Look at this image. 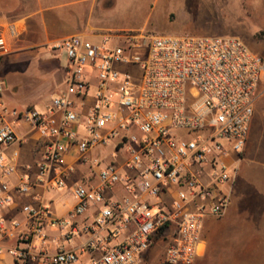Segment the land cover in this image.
Listing matches in <instances>:
<instances>
[{
  "label": "built area",
  "instance_id": "obj_1",
  "mask_svg": "<svg viewBox=\"0 0 264 264\" xmlns=\"http://www.w3.org/2000/svg\"><path fill=\"white\" fill-rule=\"evenodd\" d=\"M19 34L16 23L0 22V59L11 53L9 38ZM54 49L68 58L67 89L53 97L48 112L7 106L0 82V176L8 179L17 169L19 153L5 152L19 141L17 123L30 125L48 141L41 174L54 172L56 189L66 188L75 170L64 164L73 146L84 161L99 147L114 145L113 158L126 149L127 172L122 175L113 160L99 171L98 186L73 187L77 204L67 218L53 216L47 207L26 206L29 230L0 217V234L29 245L40 241L44 248L48 227L61 231L63 241L83 233L89 236L81 252L92 253L100 248L96 231L106 232V243L127 233L121 244L102 247L101 257L90 264H146L145 255L159 239L167 242L162 264H194L203 249L206 221L222 218L230 207L237 168L228 159L231 153L240 156L247 145L264 95V56L236 36L152 35L144 30L105 34L99 42L71 36ZM89 99L91 108L83 117L79 107ZM83 119L87 136L80 138L76 127ZM117 185L126 195L107 198ZM10 189L8 182L2 184L0 209L13 204ZM17 191L30 193L29 175ZM92 204L100 205L99 212L80 229L77 219ZM5 252L0 247V256ZM7 252L21 261H79V253L64 248L54 254L47 249L39 255Z\"/></svg>",
  "mask_w": 264,
  "mask_h": 264
},
{
  "label": "crops",
  "instance_id": "obj_2",
  "mask_svg": "<svg viewBox=\"0 0 264 264\" xmlns=\"http://www.w3.org/2000/svg\"><path fill=\"white\" fill-rule=\"evenodd\" d=\"M248 9L258 26L264 31V0H248ZM43 0H0V22L16 23L20 34L18 38H9L11 53L0 59V82L3 85L1 101L9 107L25 109L34 107L46 113L51 106L53 97L60 95L67 89L68 58L64 51L56 50L54 47L64 39L81 35L93 42H99L105 34L91 25H81L73 33L61 34L56 29H61L59 18L48 19L42 16ZM115 4L110 1L109 5ZM204 29V28H203ZM188 30H193L188 27ZM206 34H225L228 29H204ZM65 56L66 65H62L59 57ZM78 102H80L78 100ZM92 104L89 99L86 107H79L83 117H86ZM37 106L40 107L37 108ZM264 107H256L250 125V133L244 152L238 156L231 153L229 162L237 168V178L233 187L230 188L231 204L221 222L223 231H215V220L209 218L204 226V245L197 263L203 260L205 254L215 253L223 244L233 245L231 241L242 238L245 232L255 233L257 238L264 239V151L262 146L256 144L251 138L253 127L260 120ZM86 121L76 127L80 138L87 136ZM15 131L19 141L6 149L8 155L14 151L19 153L16 159L17 169L15 174L4 179L0 176V195L2 184L8 182L11 186L9 194L13 197L12 205L0 209V217L4 218L8 225L17 222L23 231H28L32 221L23 208L30 206L40 209L47 207L53 216L67 218L75 208L77 201L73 195V187L76 184H87L98 186L99 171L113 160L117 163L120 173L124 175L127 170L125 162L128 158L126 149H120L117 156L113 158L114 145L99 147L86 156V161L73 146L64 158L66 166L74 167V172L67 181V187L56 189L53 178L54 172L41 174V165L44 164L43 153L48 143L38 131L25 123H17ZM131 133L141 136V133L131 129ZM97 163H94V162ZM256 161V162H254ZM258 164L255 165V164ZM99 164V165H98ZM30 176L31 191L22 194L17 187L22 184L24 176ZM69 195L72 202L66 200L61 209L57 208L56 201L59 197ZM126 195L122 185H117L113 190L106 193L109 199H119ZM165 198V197H163ZM100 205L92 204L84 215L77 219V225L81 229L84 225H91L98 214ZM105 231H96L95 238L99 240L100 248L92 253H82L81 247L89 235L81 234L71 241L61 239V231L48 227L45 234L48 236L46 245L43 248L40 241L31 245L21 243L18 239H9L0 234V247L6 250L0 256V264H46L43 260L21 261L11 255L8 250L19 249L29 251L31 255H39L42 249H47L49 254H54L58 249L75 250L79 253V261L75 264H90L93 258H100L102 247H113L125 241L126 234H121L112 239L109 243L103 241ZM218 247V248H217ZM167 243L159 239L153 248L145 255L146 264H162L165 260ZM211 253V254H212ZM195 261V262H196ZM194 262V264H195Z\"/></svg>",
  "mask_w": 264,
  "mask_h": 264
},
{
  "label": "rangeland",
  "instance_id": "obj_3",
  "mask_svg": "<svg viewBox=\"0 0 264 264\" xmlns=\"http://www.w3.org/2000/svg\"><path fill=\"white\" fill-rule=\"evenodd\" d=\"M110 1L115 4L109 5ZM248 4V0H43L41 15L48 19L59 18L61 29L56 31L61 34H71L81 25H91L101 34L144 30L152 35L236 36L252 51L264 56V31L250 13ZM188 27L193 30H188ZM203 28L228 29L230 32L206 34ZM58 59L66 65L65 56ZM256 107H264V95ZM37 108L40 109L39 106ZM261 114L251 138L264 151V111ZM255 165L258 166L257 163ZM66 200L73 201L69 195L59 197L57 208L61 209ZM222 218H213V230L223 231ZM242 236L231 241L233 245L217 247L215 253L211 249L210 255L205 254L199 263L264 264V239L248 232Z\"/></svg>",
  "mask_w": 264,
  "mask_h": 264
}]
</instances>
